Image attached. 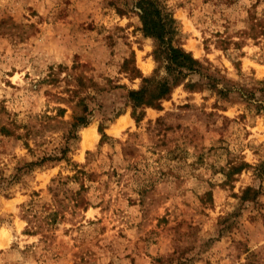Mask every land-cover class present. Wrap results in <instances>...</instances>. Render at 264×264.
Instances as JSON below:
<instances>
[{"label": "rangeland", "instance_id": "obj_1", "mask_svg": "<svg viewBox=\"0 0 264 264\" xmlns=\"http://www.w3.org/2000/svg\"><path fill=\"white\" fill-rule=\"evenodd\" d=\"M161 1L203 70L134 108L136 0H0V264H264V0Z\"/></svg>", "mask_w": 264, "mask_h": 264}, {"label": "trees", "instance_id": "obj_2", "mask_svg": "<svg viewBox=\"0 0 264 264\" xmlns=\"http://www.w3.org/2000/svg\"><path fill=\"white\" fill-rule=\"evenodd\" d=\"M135 5L144 35L153 38L156 42L154 58L157 62L165 64L164 69L167 74L161 78L143 77L141 87L130 90L128 97L134 108L159 107L188 73H201L203 67L190 52L173 45L177 23L161 0H136ZM259 33L264 34V31ZM78 124L86 125L87 118H80ZM100 131L105 136L101 129Z\"/></svg>", "mask_w": 264, "mask_h": 264}, {"label": "bare ground", "instance_id": "obj_3", "mask_svg": "<svg viewBox=\"0 0 264 264\" xmlns=\"http://www.w3.org/2000/svg\"><path fill=\"white\" fill-rule=\"evenodd\" d=\"M86 130V129H85ZM88 131L84 132V145H87V142H92L94 140L95 133L90 128H87Z\"/></svg>", "mask_w": 264, "mask_h": 264}]
</instances>
